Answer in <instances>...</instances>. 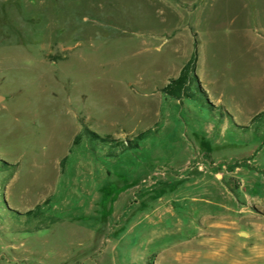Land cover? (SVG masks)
<instances>
[{"label":"rangeland","instance_id":"rangeland-1","mask_svg":"<svg viewBox=\"0 0 264 264\" xmlns=\"http://www.w3.org/2000/svg\"><path fill=\"white\" fill-rule=\"evenodd\" d=\"M0 97V264H264V0H0Z\"/></svg>","mask_w":264,"mask_h":264},{"label":"trees","instance_id":"trees-1","mask_svg":"<svg viewBox=\"0 0 264 264\" xmlns=\"http://www.w3.org/2000/svg\"><path fill=\"white\" fill-rule=\"evenodd\" d=\"M197 64H198V53H197V47L195 46L194 54L192 55L190 61L185 65L183 68L180 76L178 79L171 81L168 87L162 90V93L171 98L175 99L177 101H183V100H194L195 94L193 92L187 94L188 89L192 86H194V90L199 94L202 93V89L200 86V82L198 80V77L196 76V70H197ZM90 135L87 132H84V135ZM144 135H141L139 138H137V143L135 145H130V150H136L138 147V143L144 140ZM36 213H29L27 214V217H33ZM54 224V223H52Z\"/></svg>","mask_w":264,"mask_h":264},{"label":"water","instance_id":"water-1","mask_svg":"<svg viewBox=\"0 0 264 264\" xmlns=\"http://www.w3.org/2000/svg\"><path fill=\"white\" fill-rule=\"evenodd\" d=\"M4 99L0 97V101H3ZM243 237H245V234H242Z\"/></svg>","mask_w":264,"mask_h":264}]
</instances>
